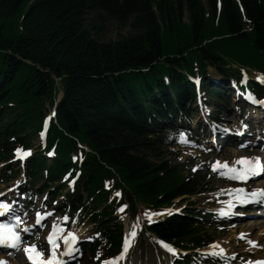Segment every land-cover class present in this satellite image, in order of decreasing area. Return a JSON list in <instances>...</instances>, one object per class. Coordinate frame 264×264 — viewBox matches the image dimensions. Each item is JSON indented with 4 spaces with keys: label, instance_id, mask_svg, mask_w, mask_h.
Here are the masks:
<instances>
[{
    "label": "trees",
    "instance_id": "16d2710c",
    "mask_svg": "<svg viewBox=\"0 0 264 264\" xmlns=\"http://www.w3.org/2000/svg\"><path fill=\"white\" fill-rule=\"evenodd\" d=\"M111 21L129 31L104 39ZM213 62L226 76H235L232 63L264 73V0H0V163L30 145L61 93L47 130L53 158L30 157L27 188L43 177L53 199L60 175L80 165L61 210L93 224L87 247L97 260L120 249L119 204L134 218L138 204L158 212L180 198L184 214L148 221L145 231L183 250L203 247L213 238L201 220L218 226L191 205L210 188L164 159L180 135L159 121L193 97L186 74L203 76ZM193 256L205 262L195 251L175 264H197Z\"/></svg>",
    "mask_w": 264,
    "mask_h": 264
},
{
    "label": "rangeland",
    "instance_id": "374dc122",
    "mask_svg": "<svg viewBox=\"0 0 264 264\" xmlns=\"http://www.w3.org/2000/svg\"><path fill=\"white\" fill-rule=\"evenodd\" d=\"M182 21H187V16L185 13L182 17ZM104 26L105 29L103 34L101 35L104 39L116 38L119 35L126 34L129 31V27L127 25H120L116 21L106 22ZM163 39L165 40L166 37H164ZM217 66V63L213 62L212 65L207 67L208 78H213L214 81L220 80L223 75L220 68ZM233 67L235 68V65H233ZM247 74L249 78L258 77L257 72L254 70H248ZM219 91V94L222 95L223 89H220ZM229 92L232 93L231 90H229ZM231 96L232 95H230V108H232L233 102ZM59 97L60 94L57 98ZM215 100V107H213L212 109H206V111L210 110L208 112H211V114L212 112L216 111V108H218V106L221 105L218 97L214 99V101ZM45 105L47 106L48 104L45 103ZM197 116H199V114H197L196 112L194 115V119L191 122V127L195 126ZM245 117L246 116H244V118ZM203 118L207 119V113L206 115L204 114ZM237 118L238 116L236 115H229V117H227L229 121L228 124H235V120ZM186 123H188L187 120ZM255 131L256 130L254 129V132ZM197 132L199 133L200 142L192 144L181 143L182 145L163 149L162 152L164 153V159L167 160L170 164L178 165L183 174L198 173V175L204 177L206 185L211 189L210 191L201 194L199 197H196L198 200V204L196 206L199 209H209L211 211L219 210L221 208L228 209V205L224 202L231 201L236 205L237 202L235 197L239 195L237 193H232L231 195H229L228 190L232 188H240V186L242 188L243 185L242 183H237L236 180L221 176L220 171L222 168L218 166L217 170L213 171L211 165L215 161H220L221 163L226 161L228 166L232 167L233 162L237 158L255 157V155H252V153H248L250 151L248 149L244 151L238 150L237 148L232 149V147L229 146H221L214 149H209L207 148L206 143L203 142L204 140L202 139V131L199 130ZM39 142L40 138L38 136H34L31 141V152L37 151V148L40 144ZM236 165L239 164H235L234 166ZM9 167L17 171V177L13 181L4 180L5 176L1 174L2 166H0V193H8L9 196L14 195V197H17L18 203H20V201L24 202L22 200L23 194L20 187L9 191L10 186L15 185L16 183H21L24 180L22 167L14 164L13 161L9 162ZM193 169H195V171ZM251 181L252 182L249 185H251L252 187L264 186V177ZM42 183L43 177L39 178V180L35 183L34 189L39 188ZM110 184V180H107L105 182V186L107 187H109ZM68 188L69 186L65 185L59 195L51 201L48 199V197H46L48 195L43 194L38 198L35 197L30 205L26 204V211H30L29 214H26L27 224H30L33 221L34 216H36L37 212H40L41 215L46 212L51 213V215L46 216V219L48 218L46 222L36 229L32 237L30 238L31 240L40 239L39 243H41L43 239H41L40 236L45 235L48 230H52L53 222L58 225L57 234H63V236H65V234L69 231H74L81 237L82 241H85L93 234L94 230L92 229V224L86 219L80 220L79 213H76L71 219L67 214H64L62 211H60L59 206L63 200V194L67 191ZM117 192H120L119 189H116L107 199H112V196H114V194L116 195ZM105 201L103 202V204L109 203L108 201ZM185 203V201H179L178 198L175 199L173 203L167 206L165 209H167L168 211H181L186 207ZM119 208H121V206H119L118 209ZM146 210L149 213H156L152 210L146 209L143 204L137 205V216L133 219H130V215H128V213H122L121 215H119L120 211H115V216H117L118 222L123 224L124 226V234L126 235L128 241L127 249L126 251L124 250V264H171L173 262V257L175 258L176 256L162 247L161 244L158 243V239L149 232L145 231L144 228L145 223L148 222L149 219L152 220L157 217L164 218L166 214L159 213V215H152L151 217H149L148 215H145ZM65 216L68 217L67 220L61 219ZM248 223H255L257 225L261 224V226H258L259 228L257 227L256 229L254 227L247 233L245 225ZM200 225L202 226V228L205 227V230L208 231L209 234L213 235L214 242L217 243L219 247L223 248L226 251L227 255L228 253H231L232 256V254L235 252V254H238L237 259L234 261V264H246V262L248 261H264V217L254 218L247 222L241 221L238 225L233 222L229 224H222L219 225V229L208 227L204 224ZM60 228H63V231H61ZM133 231L135 232V235H132ZM241 233L245 234L243 238L240 237ZM259 234H261V238L259 237ZM250 240H254L260 246V248H255V245L252 246L251 244H249L248 241ZM95 256L96 255L94 253L84 250V255L77 264H96ZM243 261L246 262L244 263Z\"/></svg>",
    "mask_w": 264,
    "mask_h": 264
},
{
    "label": "snow or ice",
    "instance_id": "6c2138e0",
    "mask_svg": "<svg viewBox=\"0 0 264 264\" xmlns=\"http://www.w3.org/2000/svg\"><path fill=\"white\" fill-rule=\"evenodd\" d=\"M257 79H260V77H257ZM255 102L264 104V100L255 101ZM180 137H181V141H180L181 143H190L188 140L184 138L185 137L184 133H180ZM15 151L17 152V154H20L23 150L18 148ZM28 154H30L29 151H23V155H28ZM235 164H240L242 165V167L236 168L234 166ZM218 166L222 169H225V171H220L221 176H224L232 180H238V181L248 180L249 178L258 176L262 172H264V166L261 165L259 157H239L233 162L232 167H229L226 161L223 163H221L220 161H215L211 165L213 171H216ZM193 170L195 171V169ZM221 191H224V190H221ZM228 193L229 195H231L232 193L243 194V196L237 195L235 197L236 202L241 205L247 204V203H256L258 201L264 202V189L262 188L253 189L251 192H247L244 188H232L228 190ZM2 195L3 194L0 193V196ZM116 195L119 196L120 193L117 192ZM224 203L228 205L229 210L235 207V204L232 203L231 201H225ZM125 207L126 205H122L121 208L118 209V211H122L123 208ZM9 208H10V205L4 203L3 201H0V212L8 211ZM165 211H168V210H165ZM219 213L221 216L230 214V212H226L223 208L219 209ZM48 215H51V213L46 212L43 215H41L40 212H37L35 222L39 224L41 220L43 219V216H48ZM145 215H148L149 217H151L152 215H159V213H149L146 210ZM14 219L17 222H20L19 216H15ZM61 219L67 220L68 217L65 216V217H62ZM149 222H151V219H149ZM57 229H58V225L55 222H53L52 230L51 232H49L48 236L46 237L49 245L51 246L50 251H53V254L49 255L47 260L39 259V257L42 256V252L36 250L35 244L25 247L24 251L28 255V259L33 260V264H54V260H55L54 249L59 247L55 239L57 235ZM60 230L63 231V228H60ZM24 231H28V228L26 227ZM132 235H135L134 231ZM244 235H245L244 233H241L240 237L243 238ZM90 238L91 237H89V239ZM62 239L64 242L63 246L65 249H71L73 251L76 250L73 248V245L75 244L77 240V237L74 233L69 231L66 236L62 237ZM20 240H21L20 234L19 232L14 230L13 225H9L7 223H0V246H8L11 248H17L20 244ZM158 243H160L161 246L164 247L167 251L173 254L176 253V250L170 244H167L166 242L162 240L158 241ZM248 243L252 245H256L255 241L250 240L248 241ZM127 246H128V241L126 240L125 249H124L125 251L127 249ZM224 252L225 250L219 247V245L214 242L212 245H209V251L207 252V254L213 255V256H219V255H223ZM123 254L124 252L122 251L120 253V257H122ZM114 259L116 258L103 261L102 264H114ZM0 264H6V261L0 260ZM55 264H63V262L60 260H55ZM246 264H264V261H255V262L248 261L246 262Z\"/></svg>",
    "mask_w": 264,
    "mask_h": 264
},
{
    "label": "bare ground",
    "instance_id": "6f19581e",
    "mask_svg": "<svg viewBox=\"0 0 264 264\" xmlns=\"http://www.w3.org/2000/svg\"><path fill=\"white\" fill-rule=\"evenodd\" d=\"M212 83H215V81L213 80ZM49 112L52 114V116L54 117L55 113L53 110H49ZM252 150L250 149V151L248 153H250ZM260 155V154H259ZM260 158V157H259ZM261 164L263 165L262 159H261ZM240 168V167H239ZM264 183V181H263ZM261 186V185H260ZM264 187V186H262ZM263 189V188H262ZM244 223V222H243ZM238 225V224H237ZM255 226H257V224L255 223H248L245 225L247 233L249 232L250 229L254 228ZM245 230V229H244ZM259 237L261 238V234H259ZM8 255V254H7ZM0 260H4L6 261V264H21L20 260L16 257V259L11 255V258L8 259L6 258V256H3V254L0 253Z\"/></svg>",
    "mask_w": 264,
    "mask_h": 264
}]
</instances>
